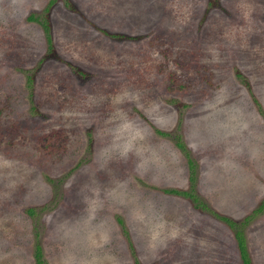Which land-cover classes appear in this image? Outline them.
<instances>
[{"label":"rangeland","instance_id":"374dc122","mask_svg":"<svg viewBox=\"0 0 264 264\" xmlns=\"http://www.w3.org/2000/svg\"><path fill=\"white\" fill-rule=\"evenodd\" d=\"M49 1L0 0V264H241L164 190L180 141L210 211L262 199L264 0ZM243 234L264 264V209Z\"/></svg>","mask_w":264,"mask_h":264},{"label":"trees","instance_id":"16d2710c","mask_svg":"<svg viewBox=\"0 0 264 264\" xmlns=\"http://www.w3.org/2000/svg\"><path fill=\"white\" fill-rule=\"evenodd\" d=\"M53 0H50L48 4H52ZM47 8H45L46 10ZM28 19L31 21H36L39 22V24L45 29V21H43L41 18L38 19L35 16H28ZM46 42L48 45V48L50 47V39L46 37ZM161 135H165L164 133L158 132ZM176 147L179 148L183 153L184 156L186 157V162H187V168H188V180H189V189L188 190H177V189H165V192L168 193H174L183 197H186L191 200L193 208L195 209H200L204 211H209L215 218L219 219L222 221L231 231L233 238L236 243L237 251L239 254V259L241 264H250V258L246 249V243H245V238L243 234V229L244 227L252 220V218L261 213L264 209V194L258 205L250 212V214L246 215L243 217L241 221H233L230 218H227L225 216H219L216 213H213V211H210L206 205L203 204L199 200V198L193 193V184H194V163L193 161L188 158V153L185 151L183 144L180 141H176ZM28 212H31L28 210ZM34 264H43V261L40 258V252H39V247L36 245L35 246V252H34Z\"/></svg>","mask_w":264,"mask_h":264}]
</instances>
